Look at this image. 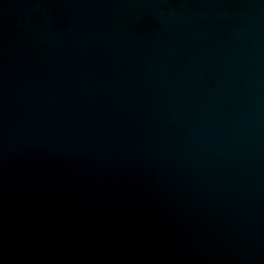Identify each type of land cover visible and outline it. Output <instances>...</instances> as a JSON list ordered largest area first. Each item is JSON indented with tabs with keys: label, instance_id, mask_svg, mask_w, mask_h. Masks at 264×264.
Instances as JSON below:
<instances>
[{
	"label": "water",
	"instance_id": "obj_1",
	"mask_svg": "<svg viewBox=\"0 0 264 264\" xmlns=\"http://www.w3.org/2000/svg\"><path fill=\"white\" fill-rule=\"evenodd\" d=\"M0 264H264V0H0Z\"/></svg>",
	"mask_w": 264,
	"mask_h": 264
}]
</instances>
